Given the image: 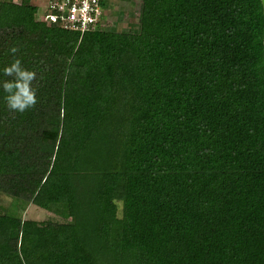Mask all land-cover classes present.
Here are the masks:
<instances>
[{
    "label": "trees",
    "instance_id": "trees-1",
    "mask_svg": "<svg viewBox=\"0 0 264 264\" xmlns=\"http://www.w3.org/2000/svg\"><path fill=\"white\" fill-rule=\"evenodd\" d=\"M107 6L81 33L0 0V69L37 73L23 113L0 90V195L72 218L0 208V264H264L260 0Z\"/></svg>",
    "mask_w": 264,
    "mask_h": 264
},
{
    "label": "rangeland",
    "instance_id": "rangeland-1",
    "mask_svg": "<svg viewBox=\"0 0 264 264\" xmlns=\"http://www.w3.org/2000/svg\"><path fill=\"white\" fill-rule=\"evenodd\" d=\"M13 1L20 2L21 0ZM138 2H140V0H107L108 6L104 12L105 30L126 31L137 24ZM31 3L38 8V17L43 21L45 19L43 13L47 6L48 0H31ZM141 95V93H138L135 101H137ZM126 104L127 103H124L123 106H126ZM7 207L9 208V211L12 212L13 210L16 215L20 216L24 220L32 219L43 221L49 225L69 224L68 221H72L71 217L67 220V217L63 212L64 210L60 207H56L55 205L51 207V212H49L38 209L31 205L14 202L3 195H0V208L3 209Z\"/></svg>",
    "mask_w": 264,
    "mask_h": 264
},
{
    "label": "clouds",
    "instance_id": "clouds-1",
    "mask_svg": "<svg viewBox=\"0 0 264 264\" xmlns=\"http://www.w3.org/2000/svg\"><path fill=\"white\" fill-rule=\"evenodd\" d=\"M6 51L13 60L0 69V90L7 107L15 112L23 113L37 103L36 90L33 86L37 73L23 67L21 59L16 56L19 52L18 47L13 46ZM3 77H10V79H3Z\"/></svg>",
    "mask_w": 264,
    "mask_h": 264
},
{
    "label": "built area",
    "instance_id": "built-area-1",
    "mask_svg": "<svg viewBox=\"0 0 264 264\" xmlns=\"http://www.w3.org/2000/svg\"><path fill=\"white\" fill-rule=\"evenodd\" d=\"M99 3L100 0H48L43 21L56 22L59 16L64 29L81 33L96 30L102 15Z\"/></svg>",
    "mask_w": 264,
    "mask_h": 264
},
{
    "label": "water",
    "instance_id": "water-1",
    "mask_svg": "<svg viewBox=\"0 0 264 264\" xmlns=\"http://www.w3.org/2000/svg\"><path fill=\"white\" fill-rule=\"evenodd\" d=\"M260 2H261L263 16H264V0H260ZM263 60H264V36H263Z\"/></svg>",
    "mask_w": 264,
    "mask_h": 264
}]
</instances>
